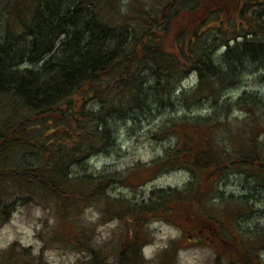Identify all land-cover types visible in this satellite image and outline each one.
<instances>
[{"label": "trees", "instance_id": "16d2710c", "mask_svg": "<svg viewBox=\"0 0 264 264\" xmlns=\"http://www.w3.org/2000/svg\"><path fill=\"white\" fill-rule=\"evenodd\" d=\"M116 2L0 0V228L23 204H52L63 221L81 205L103 203L102 215L117 218L123 237L109 263L77 228L71 243L89 251L90 264H148L145 224L165 220L182 228L176 219L195 217L197 237L227 242L215 264H259L264 227L250 237L254 231H238L239 217L252 210L249 200L220 209L205 203L218 204L215 186L230 172L248 173L264 200V93L223 102L242 73L264 70V0L135 1V16ZM191 73L197 83L187 94L211 103L212 115L164 123L177 141L152 165L155 174L187 169L191 180L143 199L111 197L114 181L143 184L126 183L117 170H90L87 160L116 145L120 122L183 101L186 93L179 99L175 89ZM236 105L249 114L241 123L230 119ZM223 229L237 230L240 241L222 236ZM182 247L174 241L164 249L162 264H174L169 250ZM29 254L13 243L0 264H42Z\"/></svg>", "mask_w": 264, "mask_h": 264}, {"label": "rangeland", "instance_id": "374dc122", "mask_svg": "<svg viewBox=\"0 0 264 264\" xmlns=\"http://www.w3.org/2000/svg\"><path fill=\"white\" fill-rule=\"evenodd\" d=\"M119 9L132 11L131 4L135 1L153 3L152 0H116ZM116 12V8L112 10ZM132 16H135L134 11ZM179 20H175L171 26V32L176 30ZM222 48L218 50V53ZM242 80L237 81L230 87V90L224 93L223 102L233 103L241 98L245 92L264 93V70L258 69L254 73H242ZM197 83L196 74H189L175 89V95L183 101H175V104L158 103L148 111L138 114L134 119L127 122H120L117 128L116 145L100 154L91 156L88 160L90 170L114 171L117 170L126 174L129 182L133 184H143L136 188L114 181L108 187V193L111 197H125L132 199L134 197L143 199L149 192L157 188L166 187H185L191 180V172L184 168H168L154 173L153 161L160 158L165 151L173 146L177 141L174 132H169L168 127L162 125L169 124L171 119L192 118L201 116V118L212 115V104L206 100L201 102H192L188 96V91ZM164 94V93H163ZM242 100V99H241ZM228 103V104H229ZM230 119L233 122L241 123L249 114H245L236 106L229 108ZM237 117V118H236ZM161 131L160 136L156 132ZM236 128V127H235ZM260 130L263 128L259 127ZM257 129L258 131H260ZM173 131V130H171ZM263 137V135H262ZM77 169V168H76ZM248 174V173H245ZM239 172H230L227 178L217 182L215 186L216 196L214 204L206 201V207L212 204L217 209L227 206L228 203L235 202L236 199L249 200L252 204V210L244 212L239 217V230L254 231L247 233L246 236H254L255 230H262L264 227V200L263 187H257L255 181L250 175ZM224 205V206H223ZM234 205V203H233ZM104 204H85L81 205L79 210L71 212L66 219L61 221V214H58L55 207L41 203H30L17 206L12 212L10 218L0 228V254L4 253L11 244L16 243L18 250L27 248L30 254L26 257L28 260L42 264H90V254L88 250H83L77 245L71 243L73 235L77 228L85 230L86 235L91 239L95 246H101L104 257H108V262L114 260V256L119 250V245L123 237V225L119 224L117 218L111 215L103 216ZM200 210V209H199ZM193 219V218H192ZM194 220V219H193ZM176 219L182 228L165 220H154L146 223L144 226L146 243L142 247V253L147 259L148 264H162L163 251L174 241L177 246H183L178 251L171 252L170 260L174 264H215L218 253L227 249V242H222L217 236L210 237V242L204 234L201 238L195 234L196 217L193 221ZM225 223V220H221ZM230 228V224H224V227ZM237 226V225H236ZM232 228V227H231ZM235 228V227H234ZM263 231V230H262ZM222 236L231 238L233 234L235 241H240L237 230L223 229L219 230ZM237 234H236V233ZM191 234L189 241L187 235ZM67 238V239H66ZM259 258H256L259 264L264 262V250L258 248ZM168 253V252H167ZM241 264V263H237Z\"/></svg>", "mask_w": 264, "mask_h": 264}, {"label": "flooded vegetation", "instance_id": "af4514ba", "mask_svg": "<svg viewBox=\"0 0 264 264\" xmlns=\"http://www.w3.org/2000/svg\"><path fill=\"white\" fill-rule=\"evenodd\" d=\"M190 236V235H189Z\"/></svg>", "mask_w": 264, "mask_h": 264}]
</instances>
